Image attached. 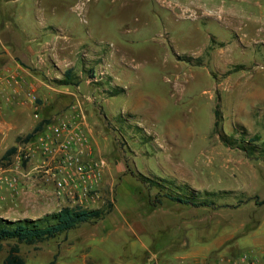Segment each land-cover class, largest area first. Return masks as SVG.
<instances>
[{
	"label": "rangeland",
	"instance_id": "1",
	"mask_svg": "<svg viewBox=\"0 0 264 264\" xmlns=\"http://www.w3.org/2000/svg\"><path fill=\"white\" fill-rule=\"evenodd\" d=\"M4 4L0 24L15 33L3 35L16 44L15 58L40 80L42 93L31 88L29 103L31 115L45 122L28 142L10 144L11 139L0 146V217L37 218L63 206L113 203L96 222L18 243L25 264H141L140 257L152 253L159 264H228L260 251L264 259L261 222L237 237L230 252L211 251L204 262L186 257L191 248L196 252L210 242L205 236L196 239L197 225L185 229V224L223 216L161 198L163 184L159 188L135 176L173 175L178 183L208 190L245 183L242 191L264 195V157L240 147L254 135L260 137L258 145L264 141V0H0ZM25 42L32 45L28 64L20 59ZM67 70L72 83L63 84ZM67 112L80 119L77 127ZM57 121L86 139L80 142L81 155L72 150L78 141L69 152L102 158L99 182L91 185L74 164L63 162L56 144L66 131L54 135L48 129ZM13 145L16 151L2 158ZM246 163L253 164L255 175L238 181ZM123 168L128 175L122 176ZM233 194L214 199L225 203L241 197ZM157 196L161 204L154 206ZM123 219L142 233L140 238L107 232L95 243L93 237ZM14 243L0 241V264Z\"/></svg>",
	"mask_w": 264,
	"mask_h": 264
},
{
	"label": "crops",
	"instance_id": "2",
	"mask_svg": "<svg viewBox=\"0 0 264 264\" xmlns=\"http://www.w3.org/2000/svg\"><path fill=\"white\" fill-rule=\"evenodd\" d=\"M4 1L6 2L8 0H4ZM5 6L6 4H4L3 7L0 5V8L4 9ZM7 31L11 32V34L15 33V31L11 28V26H8L7 23L4 25L0 24V146L4 143H8L9 140L11 139L12 142L9 143L15 144L16 136L25 135L27 132L31 131L38 122L41 121L40 120L41 117L39 114H37L36 116L33 114L31 115V106L29 103V99H30L29 95L30 92L32 91L31 88L36 86L38 93H42L41 92L42 86L39 85L40 80L39 78H37V76L31 73V69L29 68L30 65L26 66L20 63L15 58L18 53L15 52L14 50L17 51L18 48L15 46L16 44H12L14 42L11 43V41L9 39H6V36L3 35L4 32ZM29 50H32V45H30L28 42H25V46L23 45L20 51V55L22 57L20 59L22 62L25 61L27 64L28 61L30 60ZM24 56L26 60L23 59ZM66 114L67 115L65 116L72 121V124L77 125V122L78 121L80 122V119H75V117H73L71 113L67 112ZM22 125H24L27 129L26 130L23 129L22 131H20L19 126ZM91 147L94 152L98 154H102L99 151V149L95 147V145H91ZM229 160L231 159L230 158L225 159V161H229ZM252 166L253 164H248V163L245 164V167H247L248 169L245 168L244 171H241L236 176L238 178V181H240L241 179V181L243 182V180L245 179L253 178L255 172L254 170H252L253 169ZM119 171L120 173L123 174L125 172V169L124 168L119 169ZM108 173H109V169H108ZM124 175H128V174L124 173L122 176ZM170 177L171 179H175L173 178L174 177L173 175H171ZM176 182L178 183L179 180H177ZM185 184L186 185L188 184V186L192 190L198 192L199 195L200 194L204 195L205 193H209V192H222V196L227 195L229 193L235 196L233 194L234 192L240 193L241 195V197L234 200V202L219 203L218 201L213 200L215 202V205L221 206L219 208L212 206H191L198 208L199 213H205L206 211L211 210L212 213H214L215 215L217 213L223 216L221 220L214 219L212 223H210V220L207 221L205 217H200L196 220V222H190V223L188 222L185 224V229L190 228L191 225H197L196 233L194 232L196 236H198L196 237V239L201 240L205 236L204 238H206L207 241L210 242L209 246L206 247L198 246L196 252H193L191 248V250L185 254L186 257H190L195 262H204L207 259V257H212V255L210 254L211 251L226 249V252H230L231 250L237 247L236 238L247 232L248 227L251 224L253 226L260 222L261 224H264V202L263 203L256 202L264 199V195H258L257 193L253 194V193H248L246 191H242L245 188L244 187L246 185L245 183H242L241 187H237L234 189L228 188V189H218V190L201 189L191 185L185 180H181V182L178 183V185L181 186ZM233 217L235 219H233ZM123 222H118V225H116L115 227L109 228L107 231L103 232L100 236L93 237L95 238V243L99 244L100 242H103L104 235L107 232L115 233V235L116 234L120 235L121 231H125V233L127 234L128 233L133 234L134 238L135 237L140 238L139 234H142L140 231L133 228L132 225L128 223V221H126V219H123ZM209 223L210 225H208L206 229V226ZM114 240L115 241L117 240L116 236ZM224 254L225 252L219 255L221 260L225 258ZM262 255H263V251L258 252V254L256 255L259 259V264H264V259L262 258ZM154 256L156 258L153 260L152 258ZM181 256L182 255L176 257V261ZM144 257L146 258L140 257L141 264H159L157 260V254L155 253L148 255L145 254ZM215 260L217 259L215 258ZM121 264H123V261H121ZM165 264H176V262L174 261L170 262V260H165Z\"/></svg>",
	"mask_w": 264,
	"mask_h": 264
},
{
	"label": "trees",
	"instance_id": "3",
	"mask_svg": "<svg viewBox=\"0 0 264 264\" xmlns=\"http://www.w3.org/2000/svg\"><path fill=\"white\" fill-rule=\"evenodd\" d=\"M67 80H63V84L72 83L70 71L64 73ZM217 116V112H215ZM45 121L38 122L34 128L27 132L25 135L16 136L15 143L28 142L36 132L40 131L42 124ZM258 136H251L240 146L247 154H254L258 157H264V141L257 144L259 141ZM16 151V146H10L2 155V158L8 157ZM137 179L143 183L151 182L150 185H155L161 188L163 184L166 191L163 193L158 189V194L167 198L170 201L177 202L189 206H212L215 205L214 198L222 196V192H209L204 195H199L198 192L192 190L188 185H178L171 178L155 179L147 178L141 173H136ZM162 182V183H161ZM224 193V192H223ZM161 198L158 196L152 200V205L161 204ZM263 203L264 199L256 201ZM113 209V203L108 201L104 206L98 208H83L80 206H63L57 211H52L37 218H18L8 219L0 217V241H14L15 243L9 246L7 253L1 264H25L24 258L20 255L18 243L32 244L38 241L47 240L62 233H66L81 224L96 222L103 219Z\"/></svg>",
	"mask_w": 264,
	"mask_h": 264
},
{
	"label": "built area",
	"instance_id": "4",
	"mask_svg": "<svg viewBox=\"0 0 264 264\" xmlns=\"http://www.w3.org/2000/svg\"><path fill=\"white\" fill-rule=\"evenodd\" d=\"M71 108L75 109L74 111H76V109L79 108V105L74 104L71 106ZM77 126L78 125H76V127ZM48 129L52 131L54 135H60L62 132L66 131L67 137H65L63 141L56 144L58 145V151L60 152V157L62 158L63 162H65V164L68 166L74 164L76 166L75 172L78 173L79 176L81 175L84 181L89 182L91 185L99 182L101 178V166L104 165L102 158L99 156L80 158L79 156H75L74 154L69 152L73 143H75V141H78L79 143L73 146L74 148L72 150L80 155L83 153L85 148H83L82 143L80 142H86V139L82 138L81 132L76 131L73 134L69 131L71 129L70 125L62 121L49 123ZM77 130H79V127L77 128ZM47 145L44 146L45 150L47 149ZM27 156L28 154H24V157ZM64 183V179H60L57 181V185L60 188H62ZM228 264H259V260L256 256L246 253L239 255L236 259H233L232 262H228Z\"/></svg>",
	"mask_w": 264,
	"mask_h": 264
}]
</instances>
